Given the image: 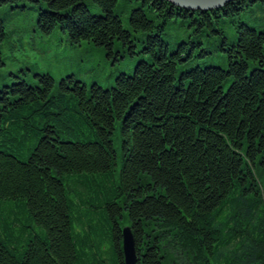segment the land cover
<instances>
[{
    "label": "trees",
    "instance_id": "16d2710c",
    "mask_svg": "<svg viewBox=\"0 0 264 264\" xmlns=\"http://www.w3.org/2000/svg\"><path fill=\"white\" fill-rule=\"evenodd\" d=\"M125 1L128 26L120 0H0L45 35L146 57L109 88L49 73L0 87V264H124L125 224L137 264H264V28L241 17L264 0ZM175 17L222 36L228 66L190 67L206 51L171 49ZM7 38L0 17V66Z\"/></svg>",
    "mask_w": 264,
    "mask_h": 264
},
{
    "label": "rangeland",
    "instance_id": "374dc122",
    "mask_svg": "<svg viewBox=\"0 0 264 264\" xmlns=\"http://www.w3.org/2000/svg\"><path fill=\"white\" fill-rule=\"evenodd\" d=\"M93 12L101 10L88 2ZM136 6L132 2L120 0L117 12L121 15L126 26L130 11ZM0 17L5 20L8 38L1 50L5 64L0 66V87L17 81L16 76L27 79L30 83H39L37 74L49 73L57 83L67 76L74 75L78 80L90 87L94 82L109 88L115 84V78L120 73L132 74L137 62L146 58L143 54H133L117 46L112 56L107 55L101 47L87 40L81 44L72 43L67 33L58 29L54 33L45 35L36 26L37 11L12 9L0 6ZM256 28H264V3L259 2L252 10L241 16ZM228 43L236 40L237 35L230 26L225 27ZM137 34V33H136ZM193 33L188 23L182 17H175L165 31L164 38L173 50L181 41L190 39L202 42L200 49L206 51L204 56L191 60L190 67L201 65L228 66L227 59L221 50L224 38L222 36H200ZM141 46V43H139ZM187 67V66H186ZM115 147L119 151V165L122 158L120 153L119 131L113 137Z\"/></svg>",
    "mask_w": 264,
    "mask_h": 264
},
{
    "label": "water",
    "instance_id": "95a60500",
    "mask_svg": "<svg viewBox=\"0 0 264 264\" xmlns=\"http://www.w3.org/2000/svg\"><path fill=\"white\" fill-rule=\"evenodd\" d=\"M173 4L191 10H210L220 8L230 0H167ZM123 244L126 264H136L138 254L135 248L134 236L131 228L123 229Z\"/></svg>",
    "mask_w": 264,
    "mask_h": 264
},
{
    "label": "bare ground",
    "instance_id": "6f19581e",
    "mask_svg": "<svg viewBox=\"0 0 264 264\" xmlns=\"http://www.w3.org/2000/svg\"><path fill=\"white\" fill-rule=\"evenodd\" d=\"M130 227L131 228V230H132V227H131V225H129V224H125V225H122L121 227H120V230H121V240H122V244H121V247H122V251H123V255H124V257H123V259H124V264H126V261H125V253H124V244H123V229L125 228V227ZM132 233H133V231H132ZM133 236H134V234H133ZM112 238H113V236H112ZM134 241H135V239H134ZM139 260V259H138ZM137 263H138V261H137ZM136 263V264H137Z\"/></svg>",
    "mask_w": 264,
    "mask_h": 264
}]
</instances>
